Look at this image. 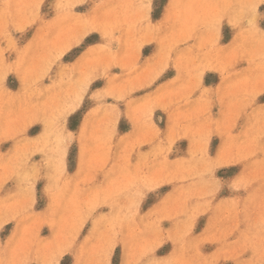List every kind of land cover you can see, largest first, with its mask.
I'll return each mask as SVG.
<instances>
[{"label": "clouds", "instance_id": "1", "mask_svg": "<svg viewBox=\"0 0 264 264\" xmlns=\"http://www.w3.org/2000/svg\"><path fill=\"white\" fill-rule=\"evenodd\" d=\"M0 264H264V0H0Z\"/></svg>", "mask_w": 264, "mask_h": 264}, {"label": "rangeland", "instance_id": "2", "mask_svg": "<svg viewBox=\"0 0 264 264\" xmlns=\"http://www.w3.org/2000/svg\"><path fill=\"white\" fill-rule=\"evenodd\" d=\"M96 86H99V84L96 85ZM121 130H122V131L127 130V126L124 125V124H122V125H121ZM74 154H75V150H73V156H74ZM232 171H236V169H233ZM166 190H167V189H164V190H162V191H166ZM202 224H203V222H201V226H202Z\"/></svg>", "mask_w": 264, "mask_h": 264}]
</instances>
